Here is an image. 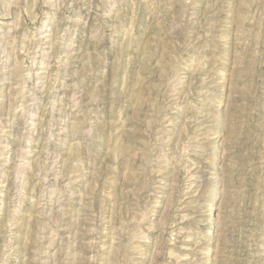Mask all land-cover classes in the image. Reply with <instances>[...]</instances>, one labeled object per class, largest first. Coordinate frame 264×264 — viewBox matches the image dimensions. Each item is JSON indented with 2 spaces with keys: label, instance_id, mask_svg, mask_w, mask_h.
<instances>
[{
  "label": "rangeland",
  "instance_id": "obj_1",
  "mask_svg": "<svg viewBox=\"0 0 264 264\" xmlns=\"http://www.w3.org/2000/svg\"><path fill=\"white\" fill-rule=\"evenodd\" d=\"M0 264H264V0H0Z\"/></svg>",
  "mask_w": 264,
  "mask_h": 264
}]
</instances>
